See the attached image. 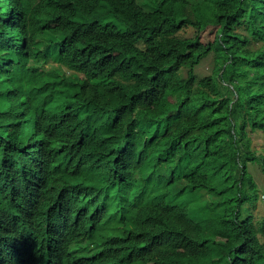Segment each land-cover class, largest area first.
Here are the masks:
<instances>
[{
  "label": "trees",
  "instance_id": "1",
  "mask_svg": "<svg viewBox=\"0 0 264 264\" xmlns=\"http://www.w3.org/2000/svg\"><path fill=\"white\" fill-rule=\"evenodd\" d=\"M254 135L264 0H0V223L23 264H264Z\"/></svg>",
  "mask_w": 264,
  "mask_h": 264
},
{
  "label": "rangeland",
  "instance_id": "2",
  "mask_svg": "<svg viewBox=\"0 0 264 264\" xmlns=\"http://www.w3.org/2000/svg\"><path fill=\"white\" fill-rule=\"evenodd\" d=\"M140 3L146 8V9H153V5L155 4V0H139ZM52 61V60H51ZM46 64H43L44 66H49L50 64L55 63L54 61ZM214 66V57H209L207 59H205L202 64L197 68V72L198 75L200 77L211 73L212 69ZM201 74V75H200ZM184 75H186V73L184 72ZM253 140L254 143L257 142V144H264L263 138L259 135H254L253 136ZM252 172L254 173L256 182L259 184V188H260V198L257 202L256 207L253 209V213L255 214V216L258 217H264V173L262 171V169L259 166H253L252 167ZM83 243V244H81ZM86 240L81 241L79 243H76L75 248H76V254H80V253H90L92 252L96 246L94 244H85ZM84 245V246H82ZM80 250V251H79Z\"/></svg>",
  "mask_w": 264,
  "mask_h": 264
},
{
  "label": "bare ground",
  "instance_id": "3",
  "mask_svg": "<svg viewBox=\"0 0 264 264\" xmlns=\"http://www.w3.org/2000/svg\"><path fill=\"white\" fill-rule=\"evenodd\" d=\"M22 14H23V13H22ZM24 14H25V13H24ZM26 14H27V13H26ZM22 16H23V15H22ZM11 18H12V17H11ZM11 18H10V19H11ZM13 20H14V19H13ZM24 22H25V21H24ZM15 23H16V22H15ZM13 26H14V24H13ZM16 26H17V25H16ZM8 27H9V26H8ZM10 27H11V26H10ZM13 28H14V27H13ZM13 28H12V29H13ZM17 28H18V26H17ZM20 29H22V28H20ZM18 30H19V29H18ZM24 30H25V29H24ZM23 32H24V31H23ZM9 33H10V32H9ZM18 33H19V31H18ZM21 34H22V32H21ZM23 36H24V35H23ZM22 38H24V37H22ZM27 38H28V37H27ZM19 40H20V39H19ZM26 41H27V40H26ZM24 45H25V44H24ZM23 47H24V46H23ZM23 47H22V48H23ZM20 48H21V47H20ZM24 49H26V48H24ZM17 50H19V49H17ZM5 52H6V50H5ZM3 53H4V52H3ZM26 53H27V52H26ZM19 54H20V53H19ZM24 55H25V54H24ZM22 56H23V55H21V57H22ZM25 57H26V55H25ZM63 57H64V56H63ZM19 58H20V56H19ZM64 58H65V57H64ZM27 59H28V58H27ZM64 60H65V59H64ZM23 61H24V60H23ZM47 61H48V60H47ZM53 61H54V60H53ZM62 61H63V60H62ZM67 61H68V59H67ZM49 62H50V61H49ZM51 62H52V61H51ZM60 62H61V61H60ZM17 63H18V62H17ZM23 63H24V62H23ZM61 63H62V62H61ZM14 64H15V63H14ZM43 64H44V63H43ZM62 64H63V63H62ZM6 65H7V64H6ZM20 65H21V64H20ZM24 65H26V64L24 63ZM51 65H52V64H51ZM12 66H13V65H12ZM17 66H18V65H17ZM21 66H22V65H21ZM46 66H47V65H46ZM55 66H56V65H55ZM57 66H58V65H57ZM60 66H61V65H60ZM68 66H69V65H68ZM6 67H8V66H6ZM22 67H23V66H22ZM27 67H28V64H27ZM30 67H33V66L31 65ZM34 67H35V66H34ZM61 67H62V66H61ZM39 68H40V67H39ZM46 68H47V67H46ZM43 69H44V68H43ZM55 69H56V68H55ZM61 69H62V68H61ZM65 69H67V68H65ZM34 70H36V69H33V71H34ZM38 70H39V69H38ZM40 70H41V69H40ZM50 70H51V67H50ZM57 70H58V69H57ZM57 70H56V72H58ZM28 71L31 72L32 69H31V71H30V69H29ZM33 71H32V73H33ZM36 71H37V70H36ZM36 71H34V72H36ZM29 72H28V73H29ZM41 72H42L41 75H42L43 73H45L44 70L41 71ZM46 72H48V71H46ZM52 72H53V70H52ZM52 72H49V73H52ZM62 72H63V71H62ZM10 73H11V72H10ZM10 73H9V74H10ZM12 73H13V72H12ZM14 73H16V72H14ZM18 73H19V72H18ZM32 73H31V74H32ZM58 73H59V72H58ZM63 73H64V72H63ZM63 73H62V74H63ZM55 74H56V73H55ZM62 74H61V75L59 74V76H61V78H63V77L66 76V75H65V76L62 77ZM18 75H19V74H18ZM39 75H40V74H39ZM43 75H44V74H43ZM49 75H50V74H48L47 77L50 78ZM63 75H64V74H63ZM200 75H201V74H200ZM14 76H15V75H14ZM26 77L28 78V76H26ZM30 77H31V76H30ZM44 78H45V81H46L47 78H46L45 75H44ZM44 78H43V80H44ZM56 78H57V77H54V78H52V80H53V79H56ZM21 79H22V78H21ZM28 79H29V78H28ZM59 79H60V77H59ZM16 80H17V79H16ZM16 80H15V78H14V84H15L16 82H20V81H16ZM49 80H51V79H49ZM61 80H62V79H61ZM65 80H66V78H65ZM15 81H16V82H15ZM47 81H48V79H47ZM59 81H60V80H59ZM53 82H54V81H53ZM20 83H21V82H20ZM29 83H30V82H29ZM17 84H19V83H17ZM17 84H15L16 87H17ZM26 84H27V83H26ZM30 85H31V84H30ZM32 85H34V83H32ZM35 86H36V85H35ZM18 88H19V87H18ZM38 88H39V86H38ZM62 88H63V86H62ZM29 89H30V88H29ZM16 90H17V89H16ZM16 90H15V91H16ZM21 90H22V89H21ZM15 93H16V92H15ZM20 93L22 94L23 91H22V92H18V94H20ZM21 94H20V95H21ZM44 94H45V93H44ZM26 95H27V94H26ZM46 95H47V94H45L44 96L46 97ZM14 97H15V96H14ZM16 97H17V96H16ZM18 97H19V96H18ZM24 97H25V96H24ZM45 97H44V98H45ZM26 98H27V97H26ZM11 99H12V96H11ZM17 99H18V100H21V97H20V99H19V98H17ZM42 99H43V98H42ZM18 100H17V101H18ZM27 100H28V99H27ZM27 100H26V103H24L25 105H27V103H29V102H27ZM44 100H45V99H44ZM28 101H29V100H28ZM20 103H21V101H20ZM22 103H23V102H22ZM43 103H44V102H43ZM15 104H16V103H15ZM55 104H56V103H55ZM25 105H24V106H25ZM41 105H42V104H41ZM53 105H54V104H53ZM53 105H51V106H53ZM56 105H58V104H56ZM22 106H23V104H22ZM24 106H23V107H24ZM37 106H38V105H37ZM43 106H44V105H43ZM28 107L30 108V106H28ZM28 107H27V109H28ZM31 107H32V106H31ZM59 107H60V105H59ZM41 108H42V107H41ZM57 108H58V107H57ZM58 109H59V108H58ZM51 110L53 111V109H51ZM57 111H58V110H57ZM61 111H63V110H61ZM43 112H44V111H43ZM59 112H60V111H59ZM59 112H58V113H59ZM46 113H47V112H46ZM61 113H62V112H61ZM34 116H35V115H34ZM46 117H47V116H46ZM48 117H49V116H48ZM51 117H52V116H51ZM55 117H57V116H55ZM36 118H37V117H36ZM58 119H59V118H58ZM58 119H55V121H57V123H58ZM35 120H36V119H35ZM35 120H34V118H33V121H34V122H35ZM50 120H52V119H50ZM33 121H32V123H33ZM53 121H54V120H53ZM55 121H54V122H55ZM48 122H50V121H48ZM32 123H31V125H32ZM51 123H52V121H51ZM54 125H55V123H54ZM32 126H33V125H32ZM34 128H35V126H34ZM34 128H33V130H34ZM51 128H52V127H51ZM52 131H53V130H52ZM52 131H51V132H52ZM19 132H20V131H19ZM19 132H18V133H19ZM41 132H42V130H41ZM53 134H54V133H53ZM53 134H52V135H53ZM39 135H40V133H39ZM41 135L43 136V133H42ZM41 135H40V136H41ZM56 135H57V134H56ZM43 137H44V136H43ZM57 137H58V136H57ZM57 137H54V138L56 139ZM38 138H39V137H38ZM40 138H41V137H40ZM54 138H53V139H54ZM58 139H59V138H58ZM53 143H54V141H53ZM57 143H58V142H57ZM55 144H56V143H55ZM13 145H14V144H13ZM58 145H59V144H58ZM35 147H36V146H35ZM38 148H39V147H38ZM32 150H33V149H32ZM5 151H6V150H5ZM6 152H7V151H6ZM8 153H9V152H8ZM4 154H5V153H4ZM24 155H25V154H24ZM34 155H35V154H34ZM38 162H39V161H38ZM34 165H35V164H34ZM79 167H81V166H79ZM35 168H36V167H35ZM77 169H78V168H77ZM82 169H83V166H82ZM38 170H39V169H38ZM36 172H37V171H36ZM38 173H39V172H38ZM41 173H42V172H41ZM55 173H56V172H55ZM58 173H59V172H58ZM58 173H56V175H57ZM4 175H5V174H4ZM60 175H61V174H60ZM60 175H58V176H60ZM53 177H55V176H53ZM53 177H52V178H53ZM56 177H57V176H56ZM56 177H55V178H56ZM4 178H5V177H4ZM55 178H54V179H55ZM1 179H2V177H1ZM3 180H4V179H3ZM55 180H56V179H55ZM55 180H54V181H55ZM59 180H60V179H59ZM52 182H53V181H52ZM55 182H57V180H56ZM86 183H87V182H86ZM80 188H81V187H80ZM78 190H79V189H78ZM80 190H82V189H80ZM21 192H22V190H21ZM15 193H16V192H15ZM36 193H37V192H36ZM70 195H71V194H70ZM71 196H72V195H71ZM80 196H81V195H80ZM68 198H69V197H68ZM36 199H37V198H36ZM67 200H68V199H67ZM32 201H33V200H32ZM66 202H67V201H66ZM28 203H29V202H28ZM67 203H68V202H67ZM8 204H9V203H7V205H8ZM84 204H85V203H84ZM10 205H11V204H10ZM10 205H9V208H10ZM21 205H22V204H21ZM30 205H31V204H30ZM81 205H82V204H81ZM31 206H32V205H31ZM0 207H1V204H0ZM27 207H29V206L27 205ZM10 209H11V208H10ZM249 210H250V209H248V211H249ZM9 211H10V210H9ZM9 211H8V212H9ZM66 211H68V210H66ZM89 212H90V211H89ZM70 213H71V212H70ZM72 213H74V215L77 214V212H76V214H75V212H72ZM8 214H9V213H8ZM26 215H27V214H26ZM26 215H25V216H26ZM71 215H72V214H71ZM10 216H12V215H10ZM30 216H31V215H30ZM38 218H39V217H38ZM64 218H65V217H64ZM69 218H70V217H69ZM71 218H72V217H71ZM12 219H13V218H12ZM20 219H21V218H20ZM26 219H27V218H26ZM29 219H30V218H29ZM17 220H18V219H17ZM21 220H22V219H21ZM31 220H32V218H31ZM71 220H72V219H71ZM23 221H24V219L22 220V223H23ZM36 221H37V219H36ZM38 221H39V220H38ZM132 221L134 222V219H133ZM132 221H131V222H132ZM135 221H136V219H135ZM12 222H14V221H12ZM25 222H26V221H25ZM68 222H69V221H68ZM133 222H132V223H133ZM28 223H29V222H28ZM132 223H130V224H132ZM20 224H21V223H20ZM26 224H27V223H26ZM29 224H30V223H29ZM36 224H37V223H36ZM10 225H11V224H10ZM22 225H23V224H22ZM70 225H71V224H70ZM133 225H134V224H133ZM133 225H132V226H133ZM11 226H12V225H11ZM28 226H30V225H28ZM28 226H27V227H28ZM31 226H32V225H31ZM35 226H37V225H35ZM128 226H129V225H128ZM19 227H21V226H19ZM24 227H25V223H24ZM61 227H62V226H61ZM126 227H127V225H126ZM130 227H131V225H130ZM130 227H128V228H130ZM25 228H26V227H25ZM28 228H30V227H28ZM31 228H32V227H31ZM59 228H60V227H59ZM76 228H77V227H76ZM122 228H123V227H122ZM131 228H133V227H131ZM13 229H14V228H13ZM13 229H12V230H13ZM21 229H22V228H21ZM21 229H20V230H21ZM34 229H36V227H35ZM118 229H119V231H118L117 229H115V231H118V232L120 233L121 229H120V228H118ZM18 230H19V229H18ZM18 230H17V231H18ZM10 231H11V230H10ZM15 231H16V230H15ZM26 231H27V229H26ZM61 231H62V230H61ZM74 231H75V229H74ZM76 231H77V230H76ZM108 231H109V230H108ZM110 231H111V230H110ZM115 231H114V232H115ZM12 232L14 233V231H12ZM36 232H37V231H36ZM36 232H35V233H36ZM54 232H55V231H54ZM59 232H60V231H59ZM123 232H125V231L123 230ZM126 232H127V231H126ZM9 233H10V232H9ZM23 233H24V232H23ZM37 233H39V232H37ZM11 234H12V233H11ZM47 234H48V233H47ZM52 234H53V233H52ZM110 234L113 235V236L115 235L114 233L112 234V231L110 232ZM116 234H117V233H116ZM40 235H41V234H40ZM58 235H59V234H58ZM72 235H73V234H72ZM76 235H77V233L75 234V236H76ZM100 235L102 236V234H100ZM100 235H99V241H102V240H100V239H102V237H101ZM106 235H107V234H106ZM111 235H107V237H108V236L111 237ZM123 235L125 236V234H123ZM42 236H43V235H42ZM62 236H63V235H62ZM113 236H112V237H113ZM118 236H120V234H119ZM121 236H122V235H121ZM16 237H17V236H16ZM40 237H41V236H40ZM48 237H49V236H48ZM76 238H78V237L76 236ZM82 238H83V237H82ZM105 238H106V237H105V235H104V239H105ZM22 239H23V238H22ZM22 239H21V240H22ZM42 239H43V237H42ZM42 239H40V240L42 241ZM72 239H75V238L72 237ZM72 239H71V241H72ZM15 240H16V239H15ZM76 240H77V239H75V241H76ZM108 240H109V239H108ZM78 241H79V239H78ZM78 241H76V243H77ZM103 241H104V240H103ZM26 242H27V240H26ZM121 242H122V241H121ZM19 243L21 244L22 242H19ZM24 243H25V242H24ZM29 243H30V242H29ZM29 243H28V244H29ZM33 243H34V242H33ZM50 243H51V242H50ZM106 243H108V242H106ZM106 243H104V244H106ZM81 244H83V243H81ZM85 244H86V243H85ZM118 244H119V243H118ZM24 245H25V244H24ZM31 245H32V243H31ZM31 245H30V246H31ZM35 245H36V244H35ZM37 245L40 246V244H37ZM75 245H76V244H75ZM88 245H89V244H88ZM119 245H120V244H119ZM71 247H72V246H71ZM106 247H107V246H106ZM108 247H109V245H108ZM23 248L25 249V247H23ZM32 249H33V248H32ZM32 249L30 248V250H32ZM37 249H38V248H37ZM45 249H48V248H45ZM45 249H44V250H45ZM70 249H71V248H70ZM28 250H29V249H28ZM30 250H29V251H30ZM66 250H67V249H66ZM25 251H26V249H25ZM39 251H40V250H39ZM42 251H43V250H42ZM55 251H56V250H55ZM68 251H69V249H68ZM79 251H80V250H79ZM27 253H28V252H27ZM73 253H74V252H73ZM29 254H31V253H29ZM29 254H28V255H29ZM78 254H79V253H78ZM80 254H81V253H80ZM88 254H89V253H88ZM92 254H93V253H92ZM65 255L67 256V254H65ZM65 255L63 256L64 258L66 257ZM71 255H72V254H71ZM32 256H33V255H32ZM32 256H31V257H32ZM68 256H69V255H68ZM68 256H67V257H68ZM74 256H75V255H74ZM92 256H93V255H92ZM23 257H25V256H23ZM59 257H60V256H59ZM67 257H66V258H67ZM71 257H72V256H71ZM25 258H26V257H25ZM49 258H50V257H49ZM52 258H53V257H52ZM69 258H70V257H69ZM27 259H28V258H27ZM60 259H63V258L61 257ZM90 259H91V258H90ZM90 259H87V260H90ZM28 260H29V259H28ZM41 260H42V259H41ZM65 260H66V259H65ZM30 261H32V260H30ZM30 261H29V262H30ZM32 263H33V262H32ZM88 264H89V263H88ZM90 264H91V263H90ZM108 264H110V263H109V260H108Z\"/></svg>",
  "mask_w": 264,
  "mask_h": 264
},
{
  "label": "clouds",
  "instance_id": "4",
  "mask_svg": "<svg viewBox=\"0 0 264 264\" xmlns=\"http://www.w3.org/2000/svg\"><path fill=\"white\" fill-rule=\"evenodd\" d=\"M22 254V245L16 241L7 240L4 227L0 223V264H23V260L28 259L23 257Z\"/></svg>",
  "mask_w": 264,
  "mask_h": 264
}]
</instances>
